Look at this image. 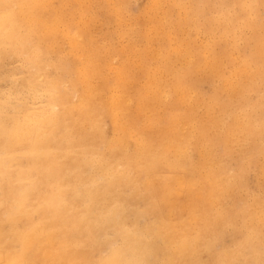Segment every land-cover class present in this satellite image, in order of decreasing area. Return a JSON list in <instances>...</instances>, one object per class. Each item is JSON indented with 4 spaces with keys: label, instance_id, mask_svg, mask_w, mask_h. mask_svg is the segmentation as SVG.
Returning a JSON list of instances; mask_svg holds the SVG:
<instances>
[{
    "label": "bare ground",
    "instance_id": "1",
    "mask_svg": "<svg viewBox=\"0 0 264 264\" xmlns=\"http://www.w3.org/2000/svg\"><path fill=\"white\" fill-rule=\"evenodd\" d=\"M193 2L147 0L128 17V0H0V56L26 60L28 96L41 99L0 102V264L246 258L242 247L220 248L205 262L201 253L223 224L246 240L264 226V207L224 208L239 184L219 167L218 150L255 147L264 157L261 118L237 109L226 121L233 109L219 102L242 103L264 78L258 0L240 2L251 19L247 54L234 36L239 15L201 23ZM203 81L215 84L209 96ZM138 201V213L153 220L145 228L125 222Z\"/></svg>",
    "mask_w": 264,
    "mask_h": 264
},
{
    "label": "rangeland",
    "instance_id": "2",
    "mask_svg": "<svg viewBox=\"0 0 264 264\" xmlns=\"http://www.w3.org/2000/svg\"><path fill=\"white\" fill-rule=\"evenodd\" d=\"M193 1H195L193 2L194 8L195 9L198 8V10H194L196 13L197 20H199V22L201 23L202 22L204 23L208 17L216 16L217 14L219 15L230 14L236 17L239 15L240 17L238 16V23L241 22L240 24L242 25L237 26L236 27L237 29L235 28L237 34L234 36L238 39L239 43L241 44L242 52L244 54H247L249 52L250 47L248 48V46L245 44L248 41V38L250 37V34H251V31H249L250 29L248 28V25H247L249 21H251V19L249 18L246 19L247 16H245V12L240 9V2H242L243 0H232V1L231 0H198V1L193 0ZM237 1H239V3H237ZM146 2L147 0H128L127 9L130 15V16L128 15V17H132V16L135 17L139 9ZM228 2L230 5H228ZM134 8L136 9L134 10ZM254 11H255L254 17L256 21L258 22V24L261 27L263 26L262 32H264L263 30L264 29V2L262 3L261 1L258 0L256 6H254ZM234 24H237V22ZM95 30L97 32L98 31L104 32L106 30V27L104 26V24L97 23L95 26ZM98 34H101V33H98ZM243 36H245L246 38H244ZM200 38H203V36H200ZM243 39L245 42L243 41ZM99 40L101 41V37H99ZM204 40L205 39H203L202 41ZM52 60H55V58H53ZM53 68L54 67L51 65L48 67L49 78L53 77L55 74V70ZM29 74H30V69L24 58H21V57H18L13 54H9V53L1 55L0 56V102H6L8 100L21 101L23 97H26L27 100H30V104L31 102L38 101L39 98H33L32 96L31 97L28 96L30 95L29 90H28ZM259 85H262V86L259 87ZM214 86L215 84L210 81H203L200 84V92L204 96H209L213 92ZM255 88L256 89L250 88L244 96L240 97V99L243 98L242 103H240L241 101L239 99L238 101L229 102L227 101L225 95L222 96V98L220 99L221 101H219L220 105L225 106L226 110L233 109L231 112H228L226 114L225 116L226 121L231 119V113L238 109L239 113L242 111V112L252 113L253 116L258 115V117L261 118L262 123H264V103H262V101L264 100L263 99L264 98V78H260L256 80ZM39 105L40 104H38L37 106ZM106 128H107V131L109 132L110 125L108 122H107ZM218 150L220 152L219 167L221 169H224V165L226 164L225 166L227 170L226 176L232 175V177L236 178L237 184H239V186L236 185V187H234V190L232 189L230 193L231 197L224 203V208H226V210H231V211H234L236 208L238 209V207L240 206H242L244 209L248 205L258 206V207L263 208L264 207V181L262 179H259L258 177L260 166L264 164L263 155L261 153H258L255 147H254L253 152H245V154L243 155H238L237 153L229 154L228 152L223 153L224 149L221 145L218 146ZM250 162L253 164H251ZM135 207L137 208V210L133 211ZM128 208L131 211L129 212L128 218L125 219L126 223L135 222L138 225V228L140 227L145 228V226L149 225L153 221L151 216H145V215L138 213V208L139 210H143L145 208L144 204L141 201H138L135 204H130ZM223 226H224L223 229L221 230L220 234L217 236V238L214 241V245L211 248H209V250L203 249V252L201 253L202 261L205 262L209 260V258L214 254V252L220 248H222L223 250L224 249L231 250L236 247H242L243 249V250L241 249L242 254H243L242 257L246 256V258H244L243 261L242 259H239V261L237 260L234 264H262L261 260L264 261V252H263L264 242L260 238L261 236L260 234L264 235V226L261 225L258 229V235L249 240H246L245 231L243 229H242L243 231H241L239 228V231L233 232L235 230H234V226L232 223H226L225 225L223 224ZM115 235H116V232L112 230L110 232V236L115 237ZM147 236H150V235L147 233ZM250 246H256L258 249L260 248V250H262L261 256L250 253L251 251ZM246 261L248 263H246ZM142 264H161V258L160 257L149 258L146 261H144Z\"/></svg>",
    "mask_w": 264,
    "mask_h": 264
}]
</instances>
